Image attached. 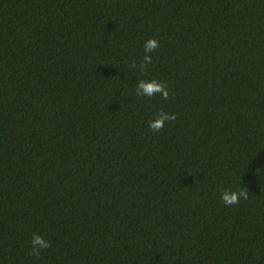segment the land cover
<instances>
[{
  "label": "trees",
  "instance_id": "1",
  "mask_svg": "<svg viewBox=\"0 0 264 264\" xmlns=\"http://www.w3.org/2000/svg\"><path fill=\"white\" fill-rule=\"evenodd\" d=\"M0 264H264V0H0Z\"/></svg>",
  "mask_w": 264,
  "mask_h": 264
},
{
  "label": "clouds",
  "instance_id": "2",
  "mask_svg": "<svg viewBox=\"0 0 264 264\" xmlns=\"http://www.w3.org/2000/svg\"><path fill=\"white\" fill-rule=\"evenodd\" d=\"M159 47L160 42L157 38H149L144 43V56L142 61L137 64L136 60L133 59L129 66L133 69H138L139 73L142 76L153 61V57L151 54ZM135 94L137 96H145L149 98L159 94L164 100L170 98L167 82L157 80L156 78L139 79L136 84ZM175 119L176 116L174 113L160 110L156 113L154 119L148 121V127L154 133L159 132L164 129L167 122L174 121ZM248 196L249 191L247 187H243L238 190L224 189L221 192V200L227 206L237 205L240 203L241 199H248ZM30 244L31 248L29 251V255H34L37 257L51 246L50 240L37 233H33Z\"/></svg>",
  "mask_w": 264,
  "mask_h": 264
}]
</instances>
